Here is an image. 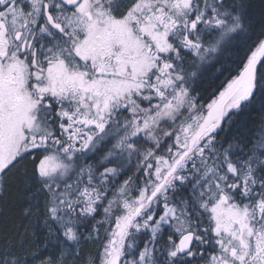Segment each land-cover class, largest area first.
<instances>
[{"label":"snow or ice","instance_id":"snow-or-ice-1","mask_svg":"<svg viewBox=\"0 0 264 264\" xmlns=\"http://www.w3.org/2000/svg\"><path fill=\"white\" fill-rule=\"evenodd\" d=\"M0 264H264V0H0Z\"/></svg>","mask_w":264,"mask_h":264}]
</instances>
